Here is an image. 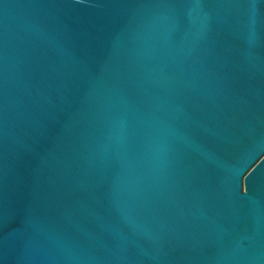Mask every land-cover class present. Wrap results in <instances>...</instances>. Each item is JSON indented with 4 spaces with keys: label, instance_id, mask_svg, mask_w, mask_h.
Here are the masks:
<instances>
[{
    "label": "water",
    "instance_id": "95a60500",
    "mask_svg": "<svg viewBox=\"0 0 264 264\" xmlns=\"http://www.w3.org/2000/svg\"><path fill=\"white\" fill-rule=\"evenodd\" d=\"M0 264H264V0H0Z\"/></svg>",
    "mask_w": 264,
    "mask_h": 264
}]
</instances>
